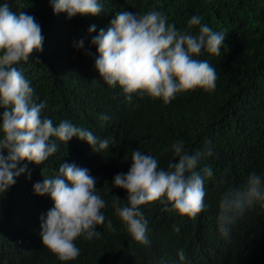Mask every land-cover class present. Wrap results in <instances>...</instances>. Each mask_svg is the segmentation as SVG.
Returning <instances> with one entry per match:
<instances>
[{"label":"clouds","instance_id":"obj_1","mask_svg":"<svg viewBox=\"0 0 264 264\" xmlns=\"http://www.w3.org/2000/svg\"><path fill=\"white\" fill-rule=\"evenodd\" d=\"M48 5L66 19L104 9L103 0ZM187 25L178 29L153 9L117 11L98 32L90 25L102 84L127 103L133 95L139 104L148 100L151 113L173 118L178 112L172 120L178 125L189 121L198 88L211 92L218 79L215 66L199 57L219 56L226 33L200 15ZM43 41L34 15L0 2V224L11 232L37 217L35 237L25 242L32 252L45 246L60 261L83 255L89 264H247L243 257L257 256L250 237L259 236L264 220V135L229 130L213 150L176 140L159 154L134 147L147 130L127 105L120 113L105 99L44 115L46 101L38 102L18 67L43 50ZM84 44L82 37L74 47ZM233 157L236 178L220 194ZM147 208L169 213L173 224L171 243L157 257L134 246L155 239Z\"/></svg>","mask_w":264,"mask_h":264},{"label":"trees","instance_id":"obj_2","mask_svg":"<svg viewBox=\"0 0 264 264\" xmlns=\"http://www.w3.org/2000/svg\"><path fill=\"white\" fill-rule=\"evenodd\" d=\"M8 3L13 11L24 10L34 15L42 27L43 50L34 51L30 61L18 67L31 82L38 102L46 101L44 115L52 109H63L66 104L85 102L94 106L105 99L111 100L120 113H125L128 107L134 111V121L147 130L134 139L139 142L134 147L142 152L153 148L159 154L176 140L195 143L199 151L213 150L229 130L247 129L251 136L264 135V0H103L100 15L71 19H66L63 13L53 14L48 0H8ZM149 9L161 11L169 23L181 30L188 27L187 21L192 15H200L202 23L226 33L219 56L204 52L199 57L215 66L216 88L211 92L198 88L195 100L190 102L193 104L189 121L180 125L172 121L177 120L178 112L173 118L151 113L150 106L145 105L150 103L146 99H142L145 104H139L140 100L133 95L132 102L127 103L114 95L102 84L93 67L95 46H90L89 42L96 32L107 27L114 13L126 10L143 14ZM92 24L96 25V32L88 35L87 28ZM197 30L198 26H193L192 31ZM82 37L85 38L84 48L76 50L74 42ZM102 128L116 131L106 125ZM231 161V171L218 187L220 194L236 178L237 158ZM145 215L151 220L155 239L147 246H134L139 253L148 252L157 257L171 243L173 224L170 214L158 208L145 209ZM36 219L11 232L4 223L0 224V264H89L83 255L71 261H60L45 246L32 252L25 240L35 237ZM260 223L259 236L250 237L257 256L243 257L244 263L264 264V248L259 246L260 240L264 241V220Z\"/></svg>","mask_w":264,"mask_h":264}]
</instances>
